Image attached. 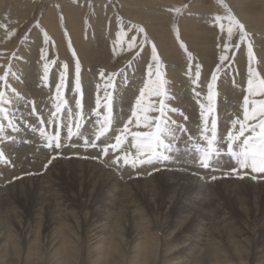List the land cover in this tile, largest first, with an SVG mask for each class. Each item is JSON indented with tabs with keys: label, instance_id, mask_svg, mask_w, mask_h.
Returning <instances> with one entry per match:
<instances>
[{
	"label": "rangeland",
	"instance_id": "obj_1",
	"mask_svg": "<svg viewBox=\"0 0 264 264\" xmlns=\"http://www.w3.org/2000/svg\"><path fill=\"white\" fill-rule=\"evenodd\" d=\"M223 3L245 27L251 60L247 43L233 49L228 61L219 60L228 38L215 21L224 16L218 0H0V75L9 66L15 74L9 75L8 88L0 82V90L11 101L3 107L17 129L10 128L0 114L4 128L0 132L4 156L0 160V264H263L264 173L240 171L227 156L205 169L194 153L186 151L188 137H198L204 127L200 103L207 105L208 83L214 84L215 93L209 130L214 116L218 137L224 141L231 122L242 119L249 67L264 79V0ZM132 25L142 27L144 33L131 30ZM145 34L148 42L140 44ZM133 37L136 47L129 49ZM153 44L161 60L167 103L177 110L170 115L187 132L177 133L182 137L177 145L180 151L171 153V160L133 168L122 161L113 163L115 154L109 150L103 155L102 147L114 142L115 132L131 115L153 64ZM77 62L79 93L74 88ZM197 64L200 77L193 84ZM64 65L66 86L58 114L63 146L53 150L44 146L40 129L53 132L48 121ZM152 71L155 79L154 66ZM112 73L117 74L107 89L112 96V130L96 149L86 146L84 138L94 139L98 130L93 109L98 96L104 103V86ZM76 99L81 100L80 109ZM100 111L103 115V108ZM77 112L83 115L80 129ZM69 125L71 140L67 139ZM129 127L137 130L134 122ZM130 139L125 148L130 147ZM222 146L226 150V143ZM159 167L180 169L193 177L170 189L157 178ZM39 168L48 172V182L37 184L33 179ZM178 198L196 209L180 210L173 205ZM204 211L212 219L194 220ZM92 224L100 227L93 230Z\"/></svg>",
	"mask_w": 264,
	"mask_h": 264
},
{
	"label": "snow or ice",
	"instance_id": "obj_2",
	"mask_svg": "<svg viewBox=\"0 0 264 264\" xmlns=\"http://www.w3.org/2000/svg\"><path fill=\"white\" fill-rule=\"evenodd\" d=\"M221 7L224 8V16H217L215 21L219 26L221 32H225L227 40L223 44V53L219 60L226 62L230 59V55L233 49H241L245 43H247L248 34L244 25L232 14L227 5L223 3V0H218ZM179 12L180 9H176ZM225 22L227 27L225 28ZM131 30L144 33L142 27L135 25L131 26ZM11 35H15V30ZM8 38H11L9 36ZM235 38V39H234ZM147 36L145 34L144 40L140 41V44L147 43ZM181 48H185V45L181 43ZM129 49L136 47V38L133 37L131 43L128 45ZM186 50V49H185ZM247 54L249 60L253 57L252 46L247 43ZM189 59L191 60V54L189 53ZM151 58L153 64L148 66V80L144 83L143 87L139 90L138 95L135 98L134 104L131 108V115L126 123L123 124L122 130H118L114 134V142L103 143L102 154L107 155L109 150L114 153L113 163L118 164L120 161L125 166L130 165L133 168L143 165H154L158 162L169 161L173 157L171 153L179 152L177 147L182 137L177 133H185L187 129L184 125L178 123L172 118L170 113H176L177 110L174 107H170L167 103L169 94L165 88V81L162 78L160 64L161 60L157 54V48L153 44L151 51ZM153 66L155 67V79H153ZM65 71L60 73L59 82L56 84L55 99L57 101L55 110L51 113L52 119L48 121V124L53 127V132L45 134L43 128L40 129V135L46 141L45 147L53 150L59 149L63 146L61 138V124L59 122L58 114L62 111L60 101H62L61 90L66 86V69L67 65L63 66ZM220 65L217 66L219 70ZM196 79L192 81L196 84L200 77V65H196ZM49 67L44 65L45 78ZM80 65L76 64V77L74 88L77 93L81 91L80 79H79ZM15 75L11 73V68L0 75V82H4L5 88H8L7 83L9 75ZM105 73L101 72L100 76L105 77ZM116 73L107 75V83L104 86V103L102 104L99 96L95 101V108L93 109V115L96 117L98 130L94 133V139L84 138V143L87 146L93 148L98 147V141H102V138L107 137L110 130H112V96L107 91L109 87L113 86V78ZM211 80L215 82L217 80L216 72L211 74ZM214 84H207V105L200 103L201 116L204 117V127L201 129L198 137H188V144L186 145V151L194 153L195 157L201 167L208 169L214 164H217L224 156L229 157L232 161L238 165L240 171L250 169L252 173H264V79H260L257 73L253 72L249 67V78L247 80V94L243 96L242 106V119L237 118L233 120L232 128L227 132L224 141L218 137L217 132V119L213 116L211 118L210 130L208 124V117L214 111L213 100L215 93L213 92ZM15 94V90H12ZM195 92V89H194ZM197 97L200 96L199 92H195ZM258 97V99H257ZM19 98V97H18ZM11 101L6 98L4 90H0V114L7 121L8 126L13 130L15 124L9 117V113L3 105L10 104ZM75 105L77 109L81 108V100L76 99ZM101 108H103V115L101 114ZM33 115H35V109H33ZM72 113L69 112L71 118ZM77 121L76 128L80 129L82 125L79 120L83 118L81 112L76 113ZM135 123L136 131H130V125ZM41 123H43L41 119ZM145 129L140 131L139 129ZM4 131L2 125H0V132ZM78 137L82 133L76 134ZM73 137L72 127L69 125L67 130V139L71 140ZM130 139V147L125 148L126 142ZM222 143H226V150L222 146ZM134 150V151H133ZM3 153H0V160H3ZM51 163V161H49ZM233 173L238 170L236 167L231 169ZM240 178H243L241 175ZM255 178V177H253Z\"/></svg>",
	"mask_w": 264,
	"mask_h": 264
},
{
	"label": "bare ground",
	"instance_id": "obj_3",
	"mask_svg": "<svg viewBox=\"0 0 264 264\" xmlns=\"http://www.w3.org/2000/svg\"><path fill=\"white\" fill-rule=\"evenodd\" d=\"M240 17V16H239ZM244 17H246V16H244ZM126 18V17H125ZM248 17H246V19H247ZM254 20H256V18H254ZM253 19H247V21H254ZM242 21H243V19H242ZM136 24V23H135ZM255 37V36H254ZM55 75V74H54ZM26 84V83H25ZM29 84V83H28ZM27 84V85H28ZM42 95V94H41ZM88 101V100H87ZM192 101V100H191ZM39 102V101H38ZM181 102V101H180ZM42 103V102H41ZM194 103V102H193ZM118 104V103H117ZM29 107V106H28ZM37 107V106H36ZM67 108V107H66ZM185 109V108H184ZM216 113V112H215ZM39 115V114H38ZM182 116V115H181ZM46 117V116H45ZM177 117V116H176ZM37 118V117H36ZM121 118V117H120ZM42 119H43V117H42ZM95 121V120H94ZM88 124V123H87ZM89 125V124H88ZM98 126V125H97ZM98 129V128H97ZM95 130V129H94ZM198 130V129H197ZM33 132V131H32ZM85 132V131H84ZM38 133V132H37ZM65 135V134H64ZM26 136V135H25ZM63 136V135H62ZM76 136V135H75ZM92 136V135H91ZM24 139V138H23ZM13 141V140H12ZM21 141V140H20ZM33 141V140H32ZM67 141V140H66ZM63 142V141H62ZM107 142V141H106ZM87 146V145H86ZM36 147V146H35ZM32 148V147H31ZM38 148V147H37ZM67 148V147H66ZM41 149V148H40ZM40 149H39V151H40ZM91 149V148H90ZM97 149V148H96ZM43 150L45 151V149L43 148ZM67 150V149H66ZM65 150V151H66ZM10 151V150H9ZM62 151V150H61ZM64 151V150H63ZM62 151V152H63ZM71 151V150H70ZM87 151V150H86ZM59 152V151H58ZM66 152H68V150L66 151ZM96 152V151H95ZM12 153V152H11ZM17 153V152H16ZM38 153V152H37ZM40 153V152H39ZM42 154V152L39 154V157H40V155ZM45 154V153H44ZM66 154V153H65ZM48 156V155H47ZM38 157V156H37ZM43 157V156H42ZM112 157V156H111ZM36 158V157H35ZM88 158V157H87ZM31 159V158H30ZM37 160V159H36ZM35 160V161H36ZM27 162V161H26ZM58 162V161H57ZM28 165V164H27ZM20 166V165H19ZM24 166V165H23ZM30 166H31V164H30ZM158 166V165H157ZM157 166H156V168H157ZM26 168H27V166H25ZM51 167V166H50ZM177 167H179V168H182V166H177ZM16 168V167H15ZM22 168H24V167H22ZM22 168H20V169H22ZM32 167H30L29 169H31ZM52 168V167H51ZM160 168V167H159ZM29 169H25L26 171H28ZM37 169V168H36ZM151 169V168H150ZM33 170V169H32ZM31 171V170H30ZM35 171V170H34ZM48 171H51V170H48ZM24 173H25V171H23ZM29 172V171H28ZM27 172V173H28ZM32 172V171H31ZM158 175H157V178H162L161 180H163L164 182H165V184H168V187L167 188H175L176 186H179L182 182H181V180H186V178H191V177H193V176H189L190 174L188 173V172H184L183 170H180V169H170V168H168V167H163V168H160L159 170H158ZM5 174V173H4ZM32 175V174H31ZM30 176V175H29ZM28 176V177H29ZM31 177V176H30ZM10 178V177H9ZM48 178H49V176H48V172L46 171L45 173H43V171H42V169H38L37 171H36V175H34V177H33V179H35V180H37L36 181V183L38 184L39 182H48L49 180H48ZM123 178V177H122ZM40 184V183H39ZM44 184V183H43ZM162 184V183H161ZM183 186H184V184H183ZM180 188V187H179ZM196 189V188H195ZM176 190V189H175ZM183 190V192H185L184 191V188L182 189ZM181 190V191H182ZM180 191V190H179ZM186 192H188L187 190H186ZM185 192V193H186ZM190 192V191H189ZM184 193V194H185ZM182 194V193H181ZM188 194V193H187ZM180 196V195H179ZM180 197H182V196H180ZM184 198H186V197H184ZM187 198H188V196H187ZM179 200L176 202V203H174L173 205L174 206H177L180 210H191V209H196L195 208V206H191V205H188V204H186L185 203V200L182 198H178ZM187 200V199H186ZM192 201V200H191ZM190 204V203H189ZM217 211V210H216ZM216 211H214V212H216ZM219 211V210H218ZM180 212V211H179ZM209 212H210V210H209ZM181 213V212H180ZM196 213V212H195ZM218 213V212H217ZM221 213V212H220ZM209 213H206L205 211L204 212H201L200 214H199V217L201 218H195L194 220H198V221H204L205 219L206 220H208V217L210 218V219H212L211 218V216L210 215H208ZM219 214V213H218ZM104 215V214H103ZM215 215H216V213H215ZM220 216V215H219ZM217 218V217H216ZM50 219V218H49ZM46 220V219H45ZM39 221V220H38ZM53 221V220H52ZM48 222V224H50L49 223V220L47 221ZM94 224V223H93ZM92 224V225H93ZM48 226V225H47ZM100 227V225H98L97 226V224H96V226L95 225H93V230H96L97 228H99ZM92 229V228H91ZM10 231V230H9ZM239 233V232H238ZM129 237V236H128ZM238 237V236H237ZM206 239H208V238H206ZM228 240V239H227ZM237 240V239H236ZM240 240V239H239ZM146 241H147V239H146ZM149 241V240H148ZM264 241V240H263ZM12 242V241H11ZM209 242H211V241H209ZM231 242V241H230ZM236 242H239V241H236ZM149 243V242H148ZM16 247V246H15ZM210 248V247H209ZM15 249V248H14ZM66 249V248H65ZM64 249V250H65ZM68 252V251H67ZM67 252H65V253H67ZM147 253V252H146ZM225 253H226V251H225ZM257 253V252H256ZM70 253H68V255H69ZM144 255V254H143ZM260 255V254H259ZM67 256V255H66ZM145 256V255H144ZM146 256H148L147 254H146ZM256 256V255H255ZM254 256V257H255ZM259 257V256H258ZM148 258V257H147ZM147 258H144V262H146L147 261ZM262 259H264V254H263V256L261 257ZM262 259H261V263L263 262V264H264V260L262 261Z\"/></svg>",
	"mask_w": 264,
	"mask_h": 264
}]
</instances>
